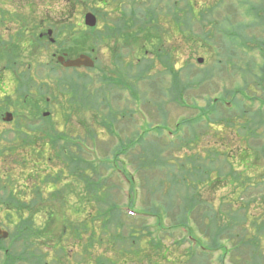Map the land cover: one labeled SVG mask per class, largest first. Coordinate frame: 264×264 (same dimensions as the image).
I'll return each instance as SVG.
<instances>
[{
	"label": "rangeland",
	"instance_id": "rangeland-1",
	"mask_svg": "<svg viewBox=\"0 0 264 264\" xmlns=\"http://www.w3.org/2000/svg\"><path fill=\"white\" fill-rule=\"evenodd\" d=\"M8 1L9 0H6L5 2ZM12 1L16 3L20 2V5H23L25 0ZM35 3L36 5L34 9L31 10V13L33 17L37 19L36 35L38 37V35L40 36L43 32L48 35L49 31L50 35L43 39L38 38L37 50H34V56H37V59H35V62L31 67L33 70L37 69L38 73L40 71L53 72V77L49 76V79L45 78L46 76L38 75L39 77L41 76L39 80L41 79L47 83L54 84L56 79H61L62 75L70 76L73 70L67 69L65 71L58 66L54 67L53 64L56 61L55 58L52 59L53 54H64L66 58L75 57L77 52L88 54L90 50V42L89 40L85 41L83 38L84 44H82L84 33L91 36L90 41H92L95 46V42L92 38V30L96 28L100 29L102 23L98 21L95 28H91L92 30H90L83 24V14L86 12H92L91 8L95 6L98 7L100 2L99 0H95L94 3L93 0H35ZM188 3L192 5V8L194 7L197 9L194 10V13L193 9L185 11L183 7L184 2L179 4V8L181 7L183 9L181 17L182 34L175 32L173 38H170L169 35L164 36L163 47H166L167 50L172 48L174 55L173 59L176 63L175 70L179 71V78L182 81H185L184 73L187 71L190 79L193 80L195 76L196 78L198 76L202 82L200 81L199 86H190L182 95V101L171 103L167 102L166 94H163L161 99L155 88L153 90H147L148 87L145 83L142 85L139 84L140 93L143 92V94L146 95L144 102L140 99L141 94L139 91L137 90L139 97L133 95V91L127 83H124L126 88L121 86L116 87L118 89H113L110 85L105 87V91L102 93L105 96H99V102L107 100L106 102L104 101L105 103L103 105H100L97 108H90L87 111H84L83 114L79 115V117L74 116L75 114H72L71 116L72 120L74 118L80 121L91 120L92 114H96L98 118H108L110 121L117 117L111 122V133H108L103 127L100 128L99 126H95L99 135V138L95 141L97 146L95 143H93L95 144L94 147L86 142L88 146L95 149L97 153L95 158L97 160L98 158L104 160V155H110L111 158L107 159L108 161H112L116 156L108 154L110 149L115 148L120 141L125 142L128 139L134 138L133 135L137 132L141 133L146 124H149V128L147 133L143 136L144 141L142 143H149V145L153 143L161 144L162 141L168 137L165 130L160 126L175 131V123L184 118L198 116L201 112L200 110L205 106H208L210 100L212 102L214 99H221L222 102L216 101L217 106L230 108L231 110L229 109V111L232 112L231 114L237 112L235 104L236 102L238 103L239 100H241L244 105L246 104L250 106L253 110L256 108H261V110L264 109V0H188ZM208 8L213 9L208 12ZM105 9L109 10V7H105ZM29 11L30 10L27 7L23 6V9L21 10L23 18L25 16L29 17ZM204 12L205 14H203ZM112 15L114 16L115 14L112 13ZM167 24V21L160 19L158 21V25H161L165 29V32ZM76 25H78V27H75ZM9 27L10 30L3 35L5 40L8 38V33L15 29L14 25H9ZM95 47L96 50L92 53L93 55L91 54L89 57L93 60H97L99 68H101L103 64L108 65L109 62L111 63L110 53L105 45L99 44L98 47L97 45ZM125 56L126 54L122 57V60L124 62H129L132 66L135 63V60L131 50L128 56ZM149 57H151V55H149ZM197 58H202L203 61L199 63L197 62ZM22 61L24 62L23 59ZM155 63V68L151 73H159L164 69L158 62ZM23 67L24 66L22 65V68ZM183 68L186 70H183ZM109 70H111L109 66L103 67L104 73ZM80 72L87 73L93 77H96L98 74L97 71L86 69L81 70ZM161 77V86L166 92L169 84H171V77L166 74H163ZM133 80L134 78L129 82ZM104 85L102 82L97 81L93 85V88L102 87ZM135 86H137L136 83ZM241 87L243 88L242 90H240ZM69 97L70 94L64 96H62V94L60 96L57 95V101H55V104H48L43 108H39L37 114L41 116V112L45 110L49 111L50 117L48 118L56 121L60 125L57 126L58 130L61 129L63 119H61V110L58 107V103L65 107L66 104H68L67 101ZM253 97H257V99ZM245 98H251L252 101ZM163 99V108L165 110L164 114H166L167 126H165V122L162 120L163 114H159L157 110L159 102ZM226 104H228V106H226ZM127 109L129 111H126V114H123V110ZM131 109H133L132 112ZM64 110L67 111L65 115H68L70 109ZM81 111H83V109H81ZM22 114H25L24 107L22 108ZM111 114H113V118L110 117ZM120 114L123 115L120 116ZM236 115L238 116V114ZM49 119L43 120L46 122L36 119V122L38 123L27 124L22 122L20 124V130L30 133L29 135L31 136V139H34L39 137L41 132L46 133L45 130H47L48 127L46 124H49V122H47ZM201 120L202 119H200V124H198V122L195 126V130H193V127L181 125L182 129H180V127V130L176 129L177 131H175L180 135L181 132H184L187 137L193 133V146L191 148L186 149L183 152L178 150L169 154L163 153L167 151V148L163 149L160 156L168 159L172 165L168 167L164 164L160 166L154 165L151 166V168L146 167V176L150 177L156 175L164 179V193L159 196H154V198L159 202L165 203L167 200V190L170 186L193 185V179L195 180L198 178L193 168L198 171L199 175L204 174L206 171L209 172V175H212V177L203 184L206 187L208 183L213 184V180L216 177L220 178V181H224L222 184L224 185L223 187L218 186L214 190L200 187L199 197L201 198V201L211 203L213 210L221 211L225 220H228L227 224L234 226V230L238 231L237 234L246 230L249 233L246 234L248 238H250L251 234L255 235V238H260L261 249L260 252L257 249L254 253H252V249H250L245 253L244 250L248 249V246H239L237 250H233L231 248L234 246L236 239L234 238L229 241L227 239V233H224L220 236L222 237L220 241L222 242L221 245L224 247H219L218 249H214V251H208L209 253L206 256L207 264L208 262L209 264H264L262 263L264 260V256H262V254L264 255V225L259 230H256L257 227H250L251 220L264 224V113L260 112L258 116L254 117L252 124L256 126V128L248 127V130L251 131L250 133L248 130H246L248 131L246 132L242 128L240 129V125L237 124L230 128L225 127V131H218L219 126H208L205 122H201ZM239 123L241 124V120ZM72 124H74V122H72ZM105 124H107V122ZM199 127H202V130H199ZM65 129L71 136L82 134L81 130L74 129L73 127L70 128L68 125ZM21 136L22 149L18 153L11 155L4 154L3 156L0 155V176L5 174L6 169H9L11 173L13 171L19 172L16 177V182L20 185H26L29 188L26 189L25 193L22 195H25V198H30L32 195L28 190L31 189V179L34 178L25 177L26 174H29L30 176L34 175L33 171H31V168L34 166L33 163L40 166L46 164L45 169L49 172L51 163L43 160L46 159L47 156L45 152L40 156L36 154L33 155L29 149L31 144L26 143L24 140V138H26L24 133H22ZM153 138H156L154 139L155 141L150 140ZM41 139H39V141L42 142ZM167 141H170V139H167ZM138 147L142 146L139 143H136L135 147L130 145L123 151V153H127V163L123 167L127 172L128 179L131 181L132 185H135L136 189L134 192L131 190L128 198L126 196L129 193L130 186L128 185V182L125 181L123 175L116 173L115 166L110 164L112 170H106L104 178L108 176V179L112 178L113 182H117V178L121 179V181L119 179V182H117L119 183V190L117 191L116 189H113L112 191V194L114 193V198H117L119 204L127 205L129 200H131L133 202L131 210L138 214H148V211H154V208L150 205L152 198L149 189L150 182L145 181L144 174L135 172L134 163L130 162L131 154L140 150ZM179 153L181 155H179ZM182 153H186L187 155ZM25 154L28 155L26 156ZM196 155H200L202 160L198 162L196 160ZM188 156L192 159L194 158L193 164L195 167L186 161ZM177 157L180 159H177ZM174 158L179 164H184L185 169H192V171L195 172L194 177L193 172L191 174L182 173L184 181L175 182L170 180L174 175L179 176L180 170L182 171L181 168H178L177 165L173 164ZM241 158H244V161ZM173 166H176L177 168H174ZM213 174L215 176H213ZM37 175V179L43 177V174ZM65 175L67 174L65 173ZM181 186H179L177 191L173 192L172 197L176 202L183 201L186 207H190L189 211H191L193 210V199L188 198L185 189ZM57 188L60 190L58 196L63 204H65L64 202H69L70 204L77 203L74 193H69L68 195L70 187H68L67 184L58 183ZM74 191L76 192V190ZM105 194L106 191L104 192V195L102 194V197L104 196L103 203L107 201V195ZM235 202H239V204H242L243 206H239L238 204L235 207L231 206L228 209L227 204H235ZM53 203L57 204L54 201ZM45 204L46 203H43L42 206ZM49 204L52 206V203ZM96 204L97 203L95 202L81 204L84 211H79L78 213H74L70 210L69 214L68 209H65L64 213L61 211V214L65 218L64 223L66 226H69V228H73L77 223H82V221H84V223L86 222V228L89 229L84 230L82 235H90L91 225H89V214H96V211L101 209V207ZM29 205L33 211H36L39 203H29ZM101 205L104 204L101 203ZM61 209H63V206H61ZM6 210H9L10 212H7ZM12 210V204L0 201V215L7 214L6 217H2L3 220L5 221L6 218L11 225L17 226L19 221L15 218L14 215L16 214ZM179 210L177 211V209H174V212L179 213ZM213 210L212 212H216ZM227 211L235 212L236 214L233 213L229 216L228 214H225ZM193 212L194 214L204 213L197 204L196 209L191 212L192 216ZM246 212H253V214L251 219L248 218L247 220L246 218V221H244L243 214H246V217H249V214ZM25 214H27V211H25ZM235 216H240V219L243 222L238 223L235 220ZM127 218L128 217L126 216L125 219L128 223L131 220H128ZM42 222L43 217L41 218L40 215H37L34 220V225L40 227ZM162 222L163 225L168 226L171 224V219L167 217L164 218ZM205 222L208 223V219H206ZM172 223L176 224L175 222ZM187 225L190 226H188V229H191L190 232L179 228H177V230L176 228L173 229V235H175L177 239H186L180 243L181 245L177 250L178 253L176 255L181 256V261H179L181 263L177 262L178 264H193V262H188V257L184 256L186 250L189 253L190 250L193 251V248L195 249L194 244L192 247L190 246L187 239L189 235L198 238L200 243H203V237L208 239L207 229H209V227L207 224H202V227H198L197 225H193V219L191 218L190 224L188 223ZM231 231L234 232L233 229ZM80 232H82V230ZM202 232H205V236L203 237L202 235L204 233ZM216 237L218 238L219 236ZM233 237H235V235H233ZM168 241L171 242L172 239L170 238ZM70 242L71 240L66 239L61 242L63 245H65V243L68 244L65 249L68 248L67 254L70 255V258L69 256H66V259L64 260L63 254L60 264H71L73 254L77 253L78 248H72ZM165 242L166 244H170L167 241ZM40 248L41 250L38 253L47 251L48 254L45 255V260L50 261V264H55L50 260L53 255L56 254L55 246L50 248V245L43 244ZM104 249L105 247L100 249V247H96L95 245L94 248H91V243L89 241L88 247L85 248V251L83 252L86 253V255H89V258L85 259L83 257V259L89 262L88 264H98V262H95L94 260L95 257L104 255L108 258L113 254L109 250L105 252ZM198 250L200 251V247ZM258 252L260 256L257 257ZM1 253L0 264H4V259H2ZM221 255H223L222 263L219 262V257ZM237 256L240 258L242 256L245 262H236ZM131 259L137 263L144 260L142 255H140L138 259H135L134 257H131ZM196 263L197 260L195 261V264ZM21 264L27 263L23 262Z\"/></svg>",
	"mask_w": 264,
	"mask_h": 264
},
{
	"label": "trees",
	"instance_id": "trees-1",
	"mask_svg": "<svg viewBox=\"0 0 264 264\" xmlns=\"http://www.w3.org/2000/svg\"><path fill=\"white\" fill-rule=\"evenodd\" d=\"M99 1L103 4H99L98 7H92L91 10L97 16L98 21L102 23V27L100 29H91L93 32L92 38L95 42V46L97 45L98 47L99 44H104L109 50L111 67L113 68L105 73L102 71L100 74L96 75L98 76L97 78H94L87 73H82L79 69L72 68L73 72H71L70 76L62 75L61 79H56L53 87L55 95L58 93H61L62 95L70 94L67 101L68 104H66L65 107L63 105L58 106L61 110V119H63L61 129L58 130L57 126L60 125L56 121L49 119L50 129L45 130L46 133L39 132L41 137L39 136L34 139L27 137L25 140L26 143L31 144L36 143L37 140L39 141V139L43 138L41 139L42 142L39 141L41 144L34 147L31 146L30 149L33 155L36 154L40 156L43 152L46 153V159L43 160L51 163L50 168L48 167L49 172L45 169L46 164L40 166L33 163L34 166L31 168V171H33L34 175L30 176L27 174V177L34 178L31 179V189L28 190L32 197L25 198V195L19 193V195L22 196L21 199L9 195V199L4 202L12 204V211L19 218L16 229H13L11 235L13 238H18L20 240V252L16 259L9 260V264H21L23 262L27 264H50V261L45 260V255L48 254L47 251L38 253L41 250L40 246L43 244L50 245V248L55 246L56 254L53 255L50 260L55 264H60L63 254L64 260L66 259V256H69L70 258V255L67 254L68 248L65 249L68 244L65 243V245H63L61 243L65 239L71 240L70 244L72 245L70 246H72V248H78L77 253L73 254L71 264L89 263L83 259V257L85 259L89 258V255L83 253L85 248L88 247L89 241L91 243V248H94V245L100 247V249L105 247V252L109 250L113 253L112 256L108 258L104 255L95 257L94 260L95 262H98V264H178L181 263L179 262L181 261V256L176 255L178 253L177 250L181 245L180 243L186 239H177L175 235H173V229L176 228L177 230L179 226L188 227L189 225L187 224H190L191 218L193 219V225L202 227L204 224H207L209 229L206 228L208 230V239L203 237L205 236V232H202L204 233L202 235L204 239L203 243H200L198 238L192 236L196 241V245L195 249L193 248V251L189 249V253L187 250L184 253V256L189 259L188 262H193V264H195V261L197 260L196 264H207L206 256L208 255V252H204L202 249L204 248L205 250L209 249L214 251V249L224 247L221 245L222 242H220L222 239L220 236L224 233H227V239L229 241L234 238L236 239L234 246L231 249L237 250L239 246H248V249L244 250L245 253L250 249H252V253L257 251V249L260 252V238H255V235L253 234L248 238L246 234L249 233L246 230L240 232L241 234H237L238 231L234 230V226L227 224L228 220H225L221 211L213 210L211 203L201 201V198L199 197L200 187L214 190L218 186H224L222 185L224 181H220V178L217 177L213 180V184L208 183L207 187L204 186L203 184L212 177V175H209L208 171L199 175L197 170L193 168L196 172L195 173L192 169H185L184 164H179L174 158L173 164L177 165L178 168H181L182 171L180 170L179 176L174 175L170 180L175 182L184 181L182 173L191 174L192 172L193 177L195 173L198 178L195 180L193 179V185L170 186L167 190V200L165 203H159L156 198H154V196H159L164 193V179L156 175L150 177L146 176V167L151 168V166H160L163 164L167 167L172 165L168 159L160 156L163 149L167 148V151L163 153L169 154L178 150L183 152L184 150L191 148L193 146V133L187 137L184 132H181V135L174 141H167L165 138L161 144L153 143L149 145V143H142L144 141L143 136L147 133L149 128V124H146L141 133L137 132L133 135L134 138L128 139L125 142L120 141L115 148L110 149L108 154L116 156L112 161H108L107 159L111 158L110 155H104V160H101L100 158L97 160L95 158V156H97L95 149L88 146L86 142L95 147V141L99 138L95 126H99L100 128L103 127L108 133H111V122L117 117L113 118V114H111L110 117L113 119L110 121L108 118H98L96 114H92L91 120L80 121L74 118L72 120L71 116L72 114H75L74 116L79 117L84 111L103 105L107 100L99 102V96L105 91V87L110 85L113 88L121 86L126 88L124 83H127L133 91L132 94L138 96L137 90L140 93L139 84L142 85L145 83L148 87V89H146L153 90L155 88L161 99L162 95L166 94L165 96L169 102H180L182 101L181 97L184 92L192 85L199 86L201 81L198 76L197 78L195 76L193 80L190 79L187 71L184 73L185 81H182L179 78V71L175 70L176 63L173 59L174 55L172 48L167 50L166 47H163L164 36L169 35L170 38H173L175 32L182 34L181 17L183 9L181 7L179 8V4L184 2L183 7L185 11L193 9L194 13V10L197 9L194 7L192 8V5L188 3V0ZM94 2L95 0H93V3ZM105 7H109V10H106ZM211 9L213 8H208V12ZM112 13L115 15L113 16ZM203 14H205V12ZM159 19L168 22L166 25V32L161 25H158ZM75 27H78V25ZM83 38L85 41L89 40V53L92 54L96 50V47L94 46V43L90 41L91 36L84 33L82 44H84ZM130 50L133 54L135 63L132 66L129 64L125 67L121 64L120 60H122V57L125 54L128 56ZM79 53L82 52H77L75 55ZM149 55L154 59L149 57ZM155 62H158L160 66L164 68L159 73H151L155 68ZM98 68L99 65L96 63L94 69L88 70H95ZM183 70L186 69L183 68ZM163 74L171 77V84H169L166 92L161 86V76ZM129 78H134V80L129 82ZM97 81L106 85L101 88H93V85ZM135 83L137 86H135ZM242 89L243 88L241 87L240 90ZM51 90L52 89L46 88V90L43 91L44 94L48 95L51 94ZM140 94V99L144 102L146 95L143 94V92ZM55 95L51 98L52 100L56 99ZM102 95L103 94H101V96ZM253 98L257 99V97ZM216 101L222 102L221 99H214L212 102L210 100L208 106L202 108L198 116L184 118L185 120L181 119L178 121L176 123L178 124L177 128H180L181 125H187L193 127V130H195V126L198 122V124H200V119H202L201 122H205L208 126H219L218 131H225V127L230 128L235 124L240 125V129L242 128L246 131L248 130V127L256 128V126L252 124L254 117L258 116L260 112L264 113V109L261 110V108H256L253 110L239 100V102H236L235 104L237 112L231 114L232 112L229 111L230 108H223L222 106L218 107ZM163 102L164 99L159 102L157 110L159 114H163L162 120L166 122ZM39 108L42 107L38 106V111ZM64 109H70L68 115H65L67 111ZM81 109H83V111H81ZM132 111L133 110H131V112ZM123 114H126L125 110H123ZM123 114H120V116ZM236 114H238V116ZM240 120L241 124L239 123ZM72 122H74V124H72ZM106 122L107 124H105ZM67 125L70 126V128L73 127L74 129L81 130L82 134L71 136L65 129ZM202 127H199V130H202ZM180 129H182V127ZM248 131L249 133L251 132L250 130ZM27 135L28 134L25 136ZM154 139L156 138L150 140L155 141ZM136 143H139L142 147H138L140 150L131 154L130 162L134 163V171L139 174H144L145 181L150 182L149 189L152 194L150 205L154 208V211H148V214H146L147 217H133L128 215L127 212L123 210L125 204H119L117 198H114V193L112 194L113 189H116L117 191L119 190L120 187L117 182H119L120 178L116 177L117 182H113L112 178L108 179V176L104 178L105 171L112 170L110 166L111 164L115 166L117 174H120L121 172L122 175L128 179L127 172L123 167L127 163V153L125 154L123 151L127 146L132 145V147H135ZM182 154L187 155L186 153ZM25 155L27 156L28 154ZM179 155L181 154L179 153ZM178 158L179 157H177V159ZM241 159L244 161V158ZM193 160L194 158L192 159L190 156L186 158V161L195 167ZM196 160L199 162L202 160V157L196 155ZM173 167L177 168L176 166ZM65 173L67 175H65ZM12 174L16 175V173H11L8 176ZM37 174H43V177L37 179ZM213 176L215 175L213 174ZM127 181L131 184L129 188L130 193L131 190L134 192L136 190L135 185H132L131 181ZM58 183L67 184V186L70 187L68 195L69 193H74L76 196V204H70L69 202H64L65 204H63L61 202L58 196V193H60V190L57 188ZM179 186L185 189L186 195L189 199H193V210L189 211L190 207H186L183 201L176 202L173 199V192L177 191ZM74 190H76V192ZM105 191L107 201L103 203L104 196L102 197V194L104 195ZM24 193L25 191L22 192V194ZM53 201L57 204L53 203ZM86 202H95L97 203V206L99 205L101 207V209L98 208L99 210L96 211V214H89L88 218H90L89 225H91V233L88 236H83L82 234L84 233V230L89 229L85 226L86 222L84 223V221H82V223H77L75 227L69 228V226H66L64 223L65 218L61 214V211L63 213L65 209H68V213L70 210L74 213L84 211L81 204H85ZM29 203H39L37 210L33 211ZM43 203L46 204L42 206ZM49 203H52V206ZM101 203L104 205H101ZM132 204L133 202L129 200V203L126 206L131 210ZM196 204L202 209V211H204V213L194 214L193 212L192 216L191 212L196 209ZM238 204L239 202H235V204L228 203V209L231 206L235 207ZM61 206H63V209H61ZM239 206L243 205L239 204ZM174 209H177V211L179 210L180 212L175 213ZM212 210L216 212H212ZM25 211H27V214H25ZM233 213L236 214L231 211H227L225 214L230 216ZM246 213L249 214V217H246V214H243L244 221H246V218L247 220L248 218L251 219L253 214V212ZM37 215H40L41 218L43 217V222L40 227L34 225V220ZM126 216L128 217V220H131L128 223L125 219ZM167 217L171 219V224L165 226L163 225L162 220ZM206 219H208V223L205 222ZM235 220L238 223L243 222L240 219V216H235ZM172 222H175L176 224H173ZM263 225L264 224L254 222L253 220L250 221V227H257L256 230H259ZM231 228L234 232L231 231ZM81 230L82 232H80ZM190 231L191 229H189V232ZM233 235H235V237H233ZM216 236L219 237L217 238ZM170 238L172 239L171 242L168 241ZM165 241L170 244H166ZM199 247L200 251L198 250ZM259 252L257 257L260 256ZM140 255H142V258H144L145 261L143 260L140 263H137L131 259V257L138 259ZM262 256L264 255L262 254ZM242 260H244L242 256L241 258L237 256L236 262H245V260ZM219 261L222 263L223 255L219 257ZM262 263H264V260Z\"/></svg>",
	"mask_w": 264,
	"mask_h": 264
},
{
	"label": "flooded vegetation",
	"instance_id": "flooded-vegetation-1",
	"mask_svg": "<svg viewBox=\"0 0 264 264\" xmlns=\"http://www.w3.org/2000/svg\"><path fill=\"white\" fill-rule=\"evenodd\" d=\"M5 1L0 0V155L2 156L18 153L22 149L20 130L22 122L37 123L38 106L43 103L42 96L45 94L41 91L44 86L43 81L39 80L38 70H33L31 65L37 59L34 50H37L38 38L47 37L44 32L38 37L36 35L37 19L31 13L36 5L35 0H25L23 5L12 0ZM23 6L30 10L29 17L23 18L21 15ZM9 25H14L15 29L8 33V38L5 40L3 35L10 30ZM44 101L49 103L52 100L45 96ZM23 107L25 114H22ZM46 126L49 130L50 124ZM36 142L37 145L41 144L38 140ZM0 185V201L8 200L9 195L21 199L23 189L26 188L18 182L12 186L5 185L4 174L0 176ZM6 215H0V253L2 252L4 264H9V260L18 257L20 240L12 237L11 233L16 229V225H11L6 218L4 221L2 217Z\"/></svg>",
	"mask_w": 264,
	"mask_h": 264
},
{
	"label": "water",
	"instance_id": "water-1",
	"mask_svg": "<svg viewBox=\"0 0 264 264\" xmlns=\"http://www.w3.org/2000/svg\"><path fill=\"white\" fill-rule=\"evenodd\" d=\"M96 23V18L95 16L90 13L87 12L84 15V24L86 26L89 27H93ZM48 34L50 35V31L48 32ZM57 60L64 66V67H92L93 66V62L92 60L86 56V55H79L77 58L75 59H68V60H64V58L62 56L57 57ZM198 62H202V59H198ZM47 113H45L46 115Z\"/></svg>",
	"mask_w": 264,
	"mask_h": 264
}]
</instances>
